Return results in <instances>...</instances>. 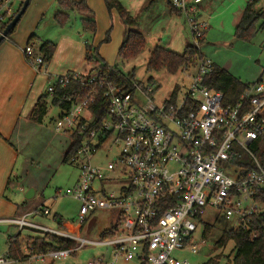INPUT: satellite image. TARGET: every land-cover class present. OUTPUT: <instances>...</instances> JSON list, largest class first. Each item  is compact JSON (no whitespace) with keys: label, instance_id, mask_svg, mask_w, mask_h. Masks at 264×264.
<instances>
[{"label":"built area","instance_id":"2783aa9c","mask_svg":"<svg viewBox=\"0 0 264 264\" xmlns=\"http://www.w3.org/2000/svg\"><path fill=\"white\" fill-rule=\"evenodd\" d=\"M16 1L25 2L5 0L0 6V35L3 24L16 17ZM203 1L169 0L172 9L187 18L197 49L209 30L208 22L199 19ZM24 55L41 73L44 61L34 48L27 46ZM213 71V61L204 56L184 66L181 72L190 79L188 89L179 90L181 98L176 102L169 99L161 106L154 101L152 86L135 80L130 88L107 83L98 69L50 77L47 91L52 96L55 85H79L70 108L55 122L56 132L72 137V145L81 139L72 163L84 158L85 164L77 185L66 193L80 203L78 225L103 210L117 214V230L109 239L90 241L39 226L27 217L0 220L17 225L19 233L30 228L78 245L30 255L24 261L4 256L0 264H52L86 245L111 248L115 259L125 262L189 264L181 255L199 254L208 245L206 229L219 218L232 222L228 231H251L257 238L253 218L264 213V74L231 104L222 91L205 85ZM100 96L109 107L98 124L91 108ZM109 137L120 156L106 167L92 166L93 155ZM38 214L50 212L38 210ZM113 263L105 256L89 262Z\"/></svg>","mask_w":264,"mask_h":264},{"label":"crops","instance_id":"0c3cea01","mask_svg":"<svg viewBox=\"0 0 264 264\" xmlns=\"http://www.w3.org/2000/svg\"><path fill=\"white\" fill-rule=\"evenodd\" d=\"M74 1L78 2L81 0ZM119 1L136 20L137 25L135 30L144 36L147 44L148 38L152 39L154 35L156 38H159L156 35V30L160 26L162 20V22L166 23V28L163 29V34L162 36L160 35L159 39L162 40L163 38H167L168 40V47L162 48L182 55L181 52L183 51L179 52V50H182V37H184L185 32L187 33V29L188 27L190 28V26L187 18L183 14L178 11L175 12L176 10L174 11V9H172L169 0ZM221 2H224V4L220 9L218 6H220ZM237 3L239 4V8L236 13L240 11L242 15L244 10L242 7H244L245 4L243 0H204L199 7V19L201 21L213 22L224 13L226 14L229 7ZM87 5L93 15L70 12V21L68 24L60 26L55 22L56 15L61 11L58 6V0H31L14 33L0 45V220H16L27 217L29 222L50 228L43 224L35 223V219H51L59 226L60 221H56L53 218L55 215L52 216V210L47 206V201L34 200L38 199V196L36 189L32 186L33 183L28 192L33 190L34 193L30 195L29 199H26L27 192L25 200L23 201L12 199V197L8 195V191L14 186L19 188L20 182L15 172L20 160L22 136L25 137L27 135V133H23L24 128L25 132H28L34 125L43 124L45 117L48 115V110L51 106V98L46 100L48 110L42 123L32 120L34 108L39 99L45 95L51 81L50 77L55 78L70 72L85 74L93 69L92 65H88L86 60L87 43L92 48L97 49V55L95 56H97L98 60L105 62L109 66L114 67L118 59V52L126 32V27L122 23L118 13L114 10L110 12L106 7L105 0H87ZM225 6L227 9H224ZM18 7L19 3L13 6L15 10H17ZM241 15L239 19H237L236 15L237 21H235L233 16L232 22L236 23L235 29L240 23ZM86 18L95 21V33L84 31L82 22L83 19ZM212 29L213 28L209 26V31L204 40L208 38ZM32 36L36 37V49H38L43 42H51L56 46L52 61L41 73L27 63V59L24 55V49L28 46L29 39ZM107 37H109L108 40ZM176 38L180 39L179 45L175 43ZM155 47L160 46L156 45ZM155 47H152L151 51H154ZM170 47L175 49H170ZM225 70L228 71L227 69ZM30 205H36L34 211H28ZM38 210H48L50 214L35 215ZM95 213L90 216H93ZM61 218L63 219V217ZM0 224L8 223L0 222ZM86 224L87 221L85 225ZM8 225L19 229L15 224ZM85 225L82 227L79 225H71L63 219L61 228L62 230H67V232H60L72 233L79 236ZM23 231H26L30 235L36 234L40 237L45 235L40 231L30 228H25ZM112 255L113 258L110 260H107V257H105L107 262L116 263L119 261V258H114L113 252ZM134 263L135 262H123V264Z\"/></svg>","mask_w":264,"mask_h":264},{"label":"rangeland","instance_id":"374dc122","mask_svg":"<svg viewBox=\"0 0 264 264\" xmlns=\"http://www.w3.org/2000/svg\"><path fill=\"white\" fill-rule=\"evenodd\" d=\"M248 1L243 0L245 3L244 7H242L243 9H245ZM17 3V1L14 2L15 5ZM223 4L224 2H221L218 8L220 7L221 9ZM238 8L239 4L237 3L229 7L228 12L224 13L217 20L208 22L209 26L213 29L201 45V50L204 57L212 60L219 67L227 69L230 74L238 78L242 83L252 84L256 83L264 74V28L259 29L261 23H258L256 25L257 32L251 38L248 40L237 38L235 36L236 23L232 22V19L233 16L235 21L239 19L241 14L240 11L236 13ZM224 9H227V7L225 6ZM255 9L257 11L264 10V0ZM165 26L166 23L161 20L160 26L156 30V35L159 38L163 34V29L166 28ZM154 37L155 35L152 39L148 38L146 49L138 58L126 62L118 57L114 67L125 75L133 74L137 82L145 86H152L155 89L154 101L157 105L161 106L171 98L172 93L177 87L179 90L182 89V92L188 89L190 79L181 70L176 74H171L167 71L148 72L147 63L150 53L153 51H151L152 47L156 45L168 47L167 38L160 40ZM175 43L179 45L180 39L176 38ZM192 44H194V38L188 27L187 33L185 32L184 37H182V50H179L180 48L177 50L179 52L183 51L181 52L183 54L185 47ZM170 49L175 48L170 47ZM194 73L195 71L191 69L190 75ZM178 96L180 99L181 94L179 93ZM62 113L63 110L60 108L50 106L43 124L34 125L28 132H25L24 128L23 133H27V135L25 137L22 136L20 160L15 172L20 184L19 188L17 186L11 187L8 195L12 199L23 201L25 200L26 193L33 186L38 196V199L34 200L47 201V206L52 210V216L56 214L60 215L65 222L76 226L79 224L80 205L75 199L67 196L66 193L72 190L76 186L77 181H79L81 166L85 164V159L80 158L75 163H63V156L71 147L72 141L66 134L56 133L55 131V122ZM120 154V149L115 147L114 138L109 137L99 146L97 153L93 155L91 164L95 167H106L108 163L113 162L114 158L120 156ZM121 168V166H118L116 172L119 173ZM107 189L110 190L112 187ZM57 191L62 192V195H58ZM29 207L28 211H34L36 205H30ZM116 221V213L100 210L93 216L88 217L87 224L83 227V231L79 236L90 241H99L100 234L104 230H108ZM35 223L43 224L56 231L67 232V230H62L51 219H35ZM232 227V222L219 218L215 223L212 234L208 238V245L197 255L180 254L181 259H187L189 264H203L210 258L222 255V264H224L227 261L225 257L231 258L234 244L230 243L225 249H219L215 244L222 233ZM18 234V228L10 227L8 224H0V257H4L7 252L8 238L17 236ZM29 235L26 231L22 232L23 237ZM33 235L36 234H31V236ZM112 252L113 249L106 246L86 245L68 259L56 261L52 264H89L94 258L100 256H105L107 260H110L113 258ZM118 260L114 264H123V260ZM134 264L138 263L135 262Z\"/></svg>","mask_w":264,"mask_h":264},{"label":"trees","instance_id":"16d2710c","mask_svg":"<svg viewBox=\"0 0 264 264\" xmlns=\"http://www.w3.org/2000/svg\"><path fill=\"white\" fill-rule=\"evenodd\" d=\"M4 1L5 0H0V6L4 3ZM261 1L262 0L248 1L243 11L240 23L235 29V36L240 40H248L251 38L257 32L256 25L258 23H261L259 29L264 28V10L257 11L255 9ZM105 4L110 12L114 10L118 13L122 23L126 27L124 40L119 49L118 57L122 61L126 62L135 60L145 51L147 46L144 36L135 30L137 25L136 20L123 7L119 0H105ZM23 5L24 3L19 4L17 10H15V15L21 11ZM58 6L61 11L56 15L55 22L60 26L68 24L70 21V12L93 15L88 8L87 0H81L78 2L74 0H58ZM14 18L15 17L3 24L1 30L2 33L11 24ZM82 25L85 32H96V23L93 19H83ZM15 30L16 28L10 33L8 38ZM108 38L109 37H107V40ZM35 42L36 37L32 36L29 39L28 46H32L35 50V54L43 58L44 66L40 70L43 72L46 69V66L52 61L56 46L51 42H43L38 49H36ZM203 43L204 39L201 40V44ZM86 46L87 64L92 65L93 67V69L88 72L98 69L100 70V79L104 80V82L130 88L131 83L135 80L133 74L125 75L117 68L111 67L105 62L98 60L97 56H95L97 55V49L92 48L88 43ZM203 56L204 55L202 54L201 49H197L193 45L186 47L182 55L173 53L162 47H156L154 51L150 53L147 70L148 72L167 71L171 74H176L184 66L196 64L198 59ZM205 85H207L210 89L222 91L226 96V103L234 104L239 101L240 96L247 90L250 84L242 83L228 71L219 67L217 64H214V71L206 78ZM78 88L79 85L77 83H72L66 87L55 85V92L53 96L46 91L45 95L39 99L34 108L32 120L42 123L44 117L47 115L48 106L46 104V100L48 98H51V106L58 107L64 111L68 110L70 108L71 99L74 98L73 94L78 90ZM178 94L179 88L177 87L170 98L172 103L177 101ZM97 101V105L93 106L91 110L98 124H101L107 115L109 103L103 98V96H100ZM90 129H92L91 126ZM74 138L75 137H73V139ZM80 141L81 139L77 138L76 143L71 145L69 150L64 155L63 163H72V159L75 157L76 150L78 148L77 144H79ZM53 218L56 221H60L59 226L61 227L63 219L58 215H55ZM252 227L257 234V238L255 239L252 238L251 231L226 230L222 233L221 237L215 244L217 248L225 249L230 243L234 244V248L231 252V258L228 259L225 257L227 261L224 262V264H264V213L253 218ZM213 228V226H210L206 229L205 237H210L213 232ZM116 230L117 225L112 224L108 230L101 233L100 240H106L113 237ZM77 246V243L73 241L57 238L56 236L50 234H46L43 237L38 235L23 237L21 232L17 236L8 238L5 257L12 260L24 261L30 255L43 254L56 250L74 249ZM24 248L27 249V252L24 251ZM222 258V255H219L216 258L208 259L203 264H222Z\"/></svg>","mask_w":264,"mask_h":264},{"label":"water","instance_id":"95a60500","mask_svg":"<svg viewBox=\"0 0 264 264\" xmlns=\"http://www.w3.org/2000/svg\"><path fill=\"white\" fill-rule=\"evenodd\" d=\"M31 0H26L24 2V5L21 9V11L16 15V17L14 18V20L11 22V24L6 28V30L3 32V34L0 36V44L5 41L8 36L10 35V33L17 27L21 17L25 14L29 4H30ZM34 192L33 190H30L26 196V199L30 198V195H32Z\"/></svg>","mask_w":264,"mask_h":264}]
</instances>
